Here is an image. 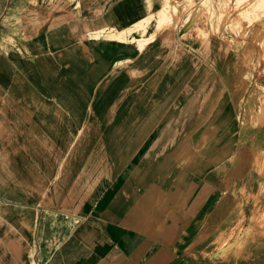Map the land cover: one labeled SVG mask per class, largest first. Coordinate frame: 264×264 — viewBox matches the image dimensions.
Returning a JSON list of instances; mask_svg holds the SVG:
<instances>
[{
  "label": "crops",
  "instance_id": "0c3cea01",
  "mask_svg": "<svg viewBox=\"0 0 264 264\" xmlns=\"http://www.w3.org/2000/svg\"><path fill=\"white\" fill-rule=\"evenodd\" d=\"M26 1L19 0L21 19L64 14L56 3L66 0H36L31 10ZM163 4L82 0L69 7L81 21L125 29ZM11 13V0H0V17ZM63 26L52 33L69 35L66 46L6 56L28 76L14 94L0 90L21 103L4 109L5 128L20 133L0 142V264H264V236H244L250 246L237 263L216 247L240 219L242 195L264 193L257 28H247L246 40L226 31L204 41L180 23L143 52L137 43L101 41L93 55ZM46 27L36 26L42 35ZM39 44L48 46L32 43ZM77 130V146L88 153L75 157ZM60 177L72 181L69 188L55 189ZM254 208L244 200L249 218Z\"/></svg>",
  "mask_w": 264,
  "mask_h": 264
},
{
  "label": "rangeland",
  "instance_id": "374dc122",
  "mask_svg": "<svg viewBox=\"0 0 264 264\" xmlns=\"http://www.w3.org/2000/svg\"><path fill=\"white\" fill-rule=\"evenodd\" d=\"M55 1L46 0L45 6L53 5ZM82 5V0H66L56 3V10L63 11L64 14L60 17L45 18L44 22L41 19H36L32 17L20 18L19 17V0H11L12 13L7 18L3 16L0 17V78L2 76L10 75L14 79L5 80L3 82L0 80V90H8L12 94L16 90L22 88L21 86L27 82V76L25 72L22 71L23 66L10 65L7 61L6 56L15 58L17 53L22 54H38V53H48L53 50L54 45L65 46L67 45V40L69 35L66 34H53V27L55 24L64 25V30L71 29L74 36L78 42H82L84 47L91 54H96L99 48L98 43L101 41L107 42H121V43H137L138 40L149 35V29L154 24L155 31L153 34L156 35L161 30L171 32L172 34L177 32L178 26L182 23L183 28L196 29L204 41H207L211 36L222 35L223 32L233 31L243 40L249 37V33H246L251 28H257L256 39L260 46L262 47V55L260 66L264 68V0H181L172 1L164 0L162 9L158 11H151L149 15L140 21H137L132 26L125 29H118L116 27H108L105 25H99L96 23H89L81 21L77 18L76 13L71 10L69 5L74 8ZM37 5L36 0H27L26 8L31 10ZM162 12H165L163 14ZM35 12L31 13L34 15ZM30 15V14H29ZM150 20L148 28L144 31L143 27L139 26L141 22H146ZM50 21V22H48ZM47 22V23H46ZM37 24L47 25L45 29L49 31L48 34L42 35L37 30ZM120 34L119 37H114L110 40L107 37L112 33ZM140 37H137L136 35ZM156 37L152 40L154 41ZM44 42L48 46L43 48V45H32L33 42ZM66 41V43H65ZM149 44V43H148ZM137 48L140 50L139 46ZM146 46L143 50H145ZM171 52H175V57L179 56L180 49H172ZM125 61V60H124ZM123 61H117L116 64L122 63ZM63 68V67H61ZM85 67L77 66L76 70L79 72ZM264 71V69H263ZM28 73L34 75L35 71L31 70ZM36 76V75H35ZM8 78V77H7ZM32 86L35 92V84H29ZM28 86V85H27ZM29 88V87H28ZM83 88V85H82ZM264 89V87H262ZM83 93H88L84 88ZM85 95V94H84ZM24 97V96H23ZM26 98L24 97V100ZM26 102V101H24ZM27 103V102H26ZM20 103L19 97H0V142L3 143L5 137L10 138V136H17L20 130L18 128H5L3 124L4 109L6 107L14 109ZM36 105L35 102H32ZM24 105V104H23ZM42 103L40 102V105ZM82 120L81 117H77L76 121ZM82 130H77V140L75 146L70 147L71 152L75 157L82 155L83 152L88 153V149L84 147L82 143H77L80 138H82ZM3 144L0 147V154H3ZM9 148V146H8ZM68 147H63V151L67 150ZM94 153V150L91 151ZM72 164L75 166V173L77 174L81 163L79 161H74ZM67 168V164L63 163L61 170ZM98 174V170L94 172ZM61 176V175H60ZM73 182H76L78 186L79 183L83 182L82 175L76 177ZM59 188L55 189H67L72 184V181H68L65 178L60 177L58 180ZM60 197L63 195L60 194ZM98 196V189L92 190V201H94ZM51 199V195L49 196ZM1 198V197H0ZM3 200V199H2ZM244 200L252 201L255 203V208L253 210L252 217L249 218L243 209ZM241 209V216L237 223L227 231H222L220 235L222 236L220 242L216 245L217 250L223 253V258L233 257L234 262H241L244 257V251L250 246L249 243H245L244 236L249 239L253 236H264V193L258 195L245 196L242 195V199L238 203ZM69 229H73L74 226L69 224ZM233 241V242H232ZM241 242V244H239ZM244 242V243H242ZM244 244V245H243ZM243 245V246H241ZM237 249V251H236ZM241 249V250H240Z\"/></svg>",
  "mask_w": 264,
  "mask_h": 264
},
{
  "label": "bare ground",
  "instance_id": "6f19581e",
  "mask_svg": "<svg viewBox=\"0 0 264 264\" xmlns=\"http://www.w3.org/2000/svg\"><path fill=\"white\" fill-rule=\"evenodd\" d=\"M162 13L165 14V12H162ZM149 22H150V20H147L146 22H141V23L139 24V26L143 27L144 31H146L147 28H148ZM119 36H120V34L112 32V33L107 37V39L110 40V39H112V38H114V37H119ZM155 37H156V35H152V37H150V36H146V37H143L142 39H139V40H138V44H137V45L139 46V48H140V50L138 49L139 52H143V51H144V50H143L144 47L147 46V44L150 43ZM136 47H137V46H136ZM242 243H244V242H242ZM239 244H241V242H240ZM243 245H244V244H243ZM243 245H241V246H243ZM240 250H241V249H240ZM236 251H237V249H236Z\"/></svg>",
  "mask_w": 264,
  "mask_h": 264
}]
</instances>
